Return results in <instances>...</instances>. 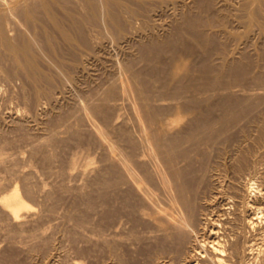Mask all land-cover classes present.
<instances>
[{"label": "bare ground", "instance_id": "obj_1", "mask_svg": "<svg viewBox=\"0 0 264 264\" xmlns=\"http://www.w3.org/2000/svg\"><path fill=\"white\" fill-rule=\"evenodd\" d=\"M27 1L28 4H25L26 6L24 9L22 8L23 10L21 9L22 12L20 9L19 10L24 16H31V20L33 17L34 22L29 21L28 17H24V19L26 18L27 22H32L31 24L37 22L38 20L51 26L53 33H59L61 35V39L71 45L72 49L70 50L73 51H69L70 54L75 52V48H82V50L85 48L84 50L87 53L86 55H88V50L86 49L91 50V46H96L102 38L105 39L103 41L107 40V34L104 32H107L113 41H118L120 39L124 40L126 44L130 42L131 39H135L137 41V46L139 49H136L138 51H136V57L137 54L140 53V59H142L147 65V70L144 69L146 73L145 71H140L144 72L143 74L138 73V71L136 72L135 70L133 71L132 62L129 59L127 61L124 60V62L120 61L121 64L118 65L121 67V70L119 71L123 73H120L123 79L120 76L122 79L121 82H111L110 87L109 89L107 88L108 91H106L105 94L106 96L109 95L113 97H123L122 95H124L126 91L125 98L127 95V100H132L136 104L135 107V104L131 101L133 103L134 109L136 108L137 110L136 114L138 112L137 116L135 117L136 121H132L134 124L132 123V127H128V129H125L126 127L124 129H120L119 127V131L117 128V136L119 137V139H117L122 142L125 140V143L127 141V144L130 142V147L139 149L140 151L138 150V152L140 153H136L138 157L136 159H132V156H130L129 153L125 154L123 151L120 152L119 150L115 149L117 141L114 140L116 145L112 144L111 142V145H113V148H115L112 150L114 154L112 155L110 162L113 166L111 168L113 169L112 171L116 172L117 174H121V177L118 178L116 177L117 174L116 176L114 175L117 178L116 180L119 178L122 179L123 182L130 185L129 189L131 188L132 190L130 191L128 188L125 189L126 187L123 188V185V187H121L123 188L122 193H124V190H129L132 192V195H138L141 199H144L149 204V206H144L141 204L144 207L139 206V209H136V214L138 215L140 221L142 220L151 228H149L150 234L148 237L151 238L153 243L151 242L152 244L150 245L147 253V255L150 257L149 260L151 263L264 264V90L260 91V89L257 88L255 89L256 92H254V87L257 86L256 84L259 82L262 84L264 83V75L261 73L263 76L260 75L254 76L255 78L253 77L256 82L253 79L254 82L251 84L256 83L253 84V86H255L251 87V85L249 87L248 85L247 87L252 88L250 90H253L252 92H248L241 88L235 89L232 87L233 85L231 86L233 80L239 81L244 76H247L248 72H251L249 69H251L250 67L252 66V61L251 58H248V54H246L248 56L245 55V50L243 51L241 48L237 49H241L243 54L242 52H237L238 54L242 55V57L237 59L238 56H235V50L234 53L231 51L233 49L229 50L227 43L223 41V39L221 40L217 32H208L209 30L207 31V29L209 28H205L219 26L220 28L222 27L225 32L224 34H226L229 39H238L239 36L237 34L226 29V21H223L225 18L221 17L219 14H216L218 11H221L223 2H221V0H192L193 3L190 5L193 7V9H188L186 8L187 0L185 1V4L180 0H59L69 5L67 11L65 10L66 12L64 14H59V12L54 10L55 7H53L56 6L57 2L53 5V2H49V0ZM21 5L22 4H20V6ZM180 8L182 12L178 14ZM241 8L245 12L244 15H246L245 18L248 21L247 26L250 27L249 30L253 32L255 30H260L262 33H264V20L262 21V14H264V0H244ZM10 10H8V12H10ZM13 11H15L14 8ZM5 12H3L5 15L8 14ZM21 13L19 14L21 15ZM166 14H171V16H174L172 18L174 20L169 18L171 20L169 22L174 23L173 26L167 24L169 23L166 21V19L168 20V17L166 19L164 17L165 20L162 19L160 21L162 22L164 20L163 23H157V18L160 16L163 17ZM5 15L1 16L0 18V26L3 29V25L6 23H4V20H6L5 18L8 19L10 17V14H8V17H5ZM13 15L15 14L13 13ZM28 24L30 25V23ZM7 27L5 28L4 32L8 29ZM159 28L164 29L165 32L168 30V33L164 36H161L162 34L159 32ZM7 31L6 34L4 33L3 35L9 37L10 35H8L9 32L7 33ZM128 31L129 33L133 34V36L127 33ZM2 32L3 31H1V33ZM53 33H46L47 41H50L51 39L53 40ZM104 34L106 36H104ZM26 37L24 35V38ZM15 38H13V40H9L11 41L10 44L5 38L4 39L7 44L5 41L4 42L13 51L12 54L15 52V55L19 60V68L21 69L22 73H25L27 78L29 76L30 78H33V80H39V82L44 81L51 83L53 74L51 75L49 72H45L39 68L40 65H38L37 60L39 58H37L38 56L36 57V54L37 51H39V53H43V56L45 55L48 58L51 57V52L53 50L52 48H54V46L51 48L52 41L50 43V52V50L48 51V48L45 47L48 43L44 47L40 46V39H38L39 42H37V39L35 38H26L27 40L25 39L22 41H20L22 36L21 38L19 37L20 39L18 37L16 39ZM229 39H227V42ZM55 41L56 40H54V42ZM241 41H243V39H241ZM4 42H1V45H3ZM54 42L53 45H57ZM44 43L45 42L41 44L44 45ZM5 44L4 47L6 46ZM112 44H114V42ZM133 44H135L134 41ZM7 46L5 47L6 51L9 50L7 49ZM68 47L70 46L68 45ZM132 47H134V45ZM92 50L90 52H93ZM77 51L78 50H76V52ZM249 51H251V49ZM10 55L8 54L7 56L9 59H11L9 61H12L14 55H11L12 57ZM43 56L41 55L40 57ZM45 56L43 59L46 58ZM54 57L57 58V56ZM192 57L194 59L191 60ZM15 59L16 58L14 56L13 60ZM41 60H39V62ZM214 60L221 61L215 62ZM49 61L54 60L50 59ZM60 61L58 62L59 65ZM14 62L12 61L13 64H15ZM18 62H16L17 65ZM61 62L63 63V61ZM52 63L53 62H51V64ZM18 66L16 67V70L19 69ZM63 68H65V66L62 67V69L61 67L59 69L63 70ZM42 69H44L43 66ZM54 69V72L57 71V67ZM59 69L58 72H60L62 75L61 70L59 71ZM0 70L3 71V68ZM13 70L12 73H14ZM5 71L7 70L5 69ZM17 71L15 73H17ZM58 72H56L57 75H59ZM3 73L4 72H2V74ZM149 73L151 74V79L148 80L151 82L149 81L148 83L145 81L147 80L145 79L147 76H144V74L150 75ZM142 75L144 81H142ZM148 77L150 78V76ZM55 78L54 80H57ZM245 78H243L244 81ZM34 81L30 83H34ZM260 83L258 87H262L263 89V86H260ZM38 84L39 85L36 86H40V84L42 85L43 82ZM47 85L45 84L43 88L40 86V88L44 89ZM106 86H109V84ZM245 86H247L246 83ZM243 88L245 87L243 86ZM103 89L105 90V88ZM124 89L125 91H123ZM36 92L39 91L36 90ZM36 92L34 90V93ZM40 93H44V91L42 90ZM97 95H99V93ZM97 95L96 97H98ZM36 98H38V96ZM108 98L106 97L104 100L108 101ZM99 99L100 98L97 99V102ZM122 100L123 98H121V101ZM103 101H101V103H104ZM114 101H116V99ZM114 101H112V103ZM121 101L119 103H113L114 105L112 108L121 110L122 107L125 109L127 103L125 105L123 101L122 103L125 105L123 107ZM93 103L94 100L92 105ZM109 103L112 104L111 102ZM100 104L96 105L95 103L91 109L86 107L87 114L93 112L92 114L98 113L99 116L100 114L107 115L109 111L106 113L105 110L106 108L107 110H110L109 106L111 105H108V103H106L108 106L105 104ZM120 112L122 113V111ZM117 114H119V111ZM94 115L91 117H94ZM121 115L119 114L116 116V118L120 117ZM86 118L90 119L88 116ZM106 118L109 119V116L107 115ZM114 122L116 121L114 120ZM114 124L116 125V123ZM92 125L94 126V129L97 130V132L101 133V130H99L100 126L98 127L94 122ZM116 126L118 127V125ZM104 132L102 133L104 134ZM111 145L109 144L110 148L112 149ZM134 148L132 151L135 150ZM148 149H151V151L153 149L154 152H157H155L156 154L153 155ZM125 150L126 149H124V151ZM147 153H151V157L149 155V157L146 156L148 160L149 158H153L155 155L158 157L159 154L162 162H159L156 157L154 158L158 161V165L160 163L159 169H156L157 162H153L156 165L154 167L155 169H152L154 166L153 163L145 160V155H147ZM78 161L79 160L75 162ZM150 164L152 165V168L149 170V167L151 166ZM160 166L162 169H160ZM78 169H80V167ZM137 169H141L142 172L144 171L146 183L148 182V184H146L144 180H140L141 177L144 176H141L143 174L140 170L139 171L141 172V175H137ZM111 172L110 174H112ZM82 173L85 174L86 171L84 170ZM101 179L102 178H100V180ZM109 179L107 180L109 181ZM113 180L111 179L115 185L116 181ZM119 180L117 181L116 185L118 182H121V180ZM116 185L114 188L116 187L115 189H118L119 191L121 188L118 186L119 184L117 186L120 189L117 188ZM102 186L103 185L101 184V188ZM130 192H127V194L129 193L131 195ZM21 194V190L13 186V190L4 195L0 200V205L4 207L3 209H5L3 210V214L4 211H7L8 216H10L15 225L17 224L20 226L24 224L22 217L27 213L31 214L30 206L28 203H26V201L23 199V195ZM139 197L138 199H135L136 197L134 198L133 201L136 200L135 204H137V200L140 199ZM138 202L142 201L139 200ZM91 205L93 206V204ZM129 206L131 208L129 209L128 207L130 211L135 210L131 205ZM125 209L127 208L125 207ZM110 213L112 215V212L104 214L110 215ZM132 214H134V212ZM107 215L106 217H108ZM127 217H129V214ZM74 218L76 220V217ZM82 218L78 217L79 220H83ZM130 219H133L132 216ZM81 220L80 222H77L78 220L76 222L79 223L80 226H84L85 220ZM135 222H133V225ZM138 223L141 224L142 222L140 223L138 221ZM141 225L143 226V224ZM139 228H141L140 225ZM148 241L150 240L148 239ZM77 264H79V262ZM121 264L129 263L127 260L121 259Z\"/></svg>", "mask_w": 264, "mask_h": 264}, {"label": "rangeland", "instance_id": "obj_2", "mask_svg": "<svg viewBox=\"0 0 264 264\" xmlns=\"http://www.w3.org/2000/svg\"><path fill=\"white\" fill-rule=\"evenodd\" d=\"M45 1H48V0H45ZM58 1L49 0V2H53V5L54 3L56 4L57 2L56 6H53L55 7L54 10L59 12V14H64L67 11L69 5L62 1H59V2ZM180 1L184 4L187 2L186 8L193 9V7L191 6L193 3L192 0H187V1L180 0ZM243 1L244 0H223V1L221 0V2H223L221 11H218L219 13L218 12L216 13V14L221 15V17L225 18L223 19V21L224 20L226 21V24H227L226 29L237 34L239 36L238 39L240 38L239 39L240 41L241 39H243L241 43L238 39H237L238 41L234 39H229V37H227V35L224 34L225 32L222 29V27L220 28L219 26H215V27H205V28L206 29L209 28L207 29V31L209 30L208 32H217L221 40L223 39V41L227 43L228 49L229 50L233 49L231 50L233 53L235 50L236 52L235 56H238L237 59L238 58L240 59L242 57V55L238 54L237 51L242 52L243 54V51L245 50L244 51V53L246 52L245 55L246 54L249 55V56L248 55L246 56H248L249 59L251 58V61H252V64H251L252 66L250 67L251 69H249L251 72H248L249 70L247 71L248 74L246 72L247 76L243 77V78L246 77L245 81L242 78L239 81L233 80L232 81L233 84L231 83V86L233 85L232 86L233 88L235 89L241 88L249 92L252 88H247L248 85L249 87L251 85H252L251 87H254L255 85L253 86V84H256V83L251 84L255 80L254 76H260L262 74L264 75V33H262L260 30L259 31L255 30L256 32L249 30L250 27L247 26L248 21L245 18L246 17V15H244L245 12L241 8ZM27 2H28L27 0H5V1L0 0V18L1 16L5 15L3 12H5L6 10L7 11L5 13L10 14V17L8 19L5 18L6 20H4V23L6 22L5 25H3L4 29L0 26V33L1 31H3L0 34V61L2 62V63L0 62V69L3 68V71L2 70L0 71L4 72L3 74L2 72H0V105H1L0 106V156H1L0 157L1 158L0 160V164H1L0 165V200L2 199L4 195L9 193L11 190H13V186H14L15 188H18L19 190H21V193H22L21 195H23V199L26 201V203L29 204L30 212H31V214L27 213L25 216L22 217L23 222H24L23 225L21 226L17 224L15 225V223L12 221L10 216H8L7 211H6L7 214L5 211L3 214V210L5 209H3L4 207L0 205L1 207L0 208V219H1L0 220V264H77L78 262L79 264L81 262H82L81 264H121V259L127 260L129 264H136V262L137 264H153V262L151 263V261L149 260L150 259L149 255H147L148 249L150 245L153 243L151 238L148 237V235L150 234L149 232L150 226L148 224L146 225V223L143 222L142 220L140 221L138 215L136 214V209H139V206L140 207L142 205L149 206V204L144 199H141L138 195L137 196L135 194L132 195V192H130L132 190L131 188L129 189L130 185L123 182L122 179L119 178L121 182H118L119 185L118 184L117 185L120 186V188L123 187L124 185L123 188L126 187L125 189L128 188L130 190V191L124 190V193L126 194L122 193L123 188L120 189L116 185L117 181L119 180V179L118 180L116 179L118 177H121V174L120 173L117 174L116 172L112 171L113 169L111 168L113 166L111 165L112 163L110 162V159L112 158V155L114 154L112 150L115 147H116L115 149L119 150L120 152L123 151L125 154L129 153V155L132 156L131 157L132 159H136L138 157L136 153H140L138 152L139 149H136L133 147L137 151L135 150L132 151L133 148L130 147L131 143L128 142L127 144V141L125 143V140L122 142L118 140L119 137L117 136L118 135L117 128L120 131V129L122 128L124 129L126 127L125 129H128V127L129 128L132 127V125L134 124L133 122L136 121L135 117L137 116L138 112L136 114L137 110L136 108L134 109L133 107V103L135 104V102L132 100L128 101L127 95L125 98V94H126L125 89L123 90L125 91V94L123 92L124 94L122 95L123 97L115 96L116 97L115 98L113 96L108 95L109 96L108 98V96H106L105 94V92L108 91L111 82L112 83L115 81L121 82L123 79L122 75L120 74L122 72L119 71L121 70L120 69L121 67H119V65L121 64L120 61L124 62V60L125 61H127L128 59L131 60L133 71L134 70L136 72L138 71V73L143 74L144 72H140V71L147 70L146 63L143 62L142 59H140V53H138L136 57V51H137L136 49L137 48L139 49V47L137 46V41L135 39H131L130 42H128L129 44L128 43L126 44L124 40H120V39L118 41H113L111 40L108 33L104 32L105 34H107V40L103 41L105 39L102 38L100 39V42L96 46L92 45L93 47L91 46L90 49L92 50L94 48L95 50L93 49L92 50L93 52H90L91 50L86 49L88 50L87 51L88 55H86L87 53L84 50L85 48L83 50L82 48H78V49L75 48L74 49L75 52L76 50L78 51L76 53L73 52V54H70V52L73 51V50H70L72 49L71 45L68 42L63 41L59 33L57 32L53 33L51 26L45 23H42L41 21H38V20L37 22H35L36 24L35 23L31 24L32 22H34L33 20L34 18L32 17V20H31L30 18L31 16L29 17L24 16L21 13L24 7L28 4ZM20 4L22 5L20 6ZM10 7H11L12 12L10 10ZM13 8L15 9V11H13ZM19 9L20 10L22 9L21 12ZM8 10H10L11 13L8 12ZM180 12H182L181 8L179 9L178 14ZM13 13L15 15H13ZM19 13H21V15L23 16H21ZM263 13H264V9H263ZM8 14H6L5 17H8ZM170 16L171 14L170 15L166 14L163 17L160 16L159 18H157V21H158L157 23H163L167 17H168V20L166 19L167 22L174 20L172 19L174 16L173 15L171 17ZM24 17H28V20L32 22H27L26 18L24 19ZM262 17H263L262 19L263 21L264 14H262ZM162 19L164 20L160 22ZM172 22H175V21H172ZM28 23H30V25ZM167 24L173 26L174 23L169 22ZM5 26L6 27L8 26L7 27L8 31L7 30L6 31L7 33L9 32L8 35H10L9 37L11 38L3 35L4 33L6 34V31L4 32L6 28ZM159 29H160L159 32H161L162 34V35L160 34L161 36H164L165 34L168 33L167 32L168 30H166L165 32L164 29L162 28H159ZM42 31L44 32L46 31V32L44 33ZM129 31L127 33H129ZM50 32H52L55 36L53 35V40L51 39L50 41H47L46 33H50ZM249 32L252 34H250ZM105 34L104 36H106ZM24 35L25 37L27 36L26 37L27 39L28 38L37 39V42H39L38 39H40V42H39L40 46L44 47L48 43L45 46L46 48H48V51L54 46V48H52L53 49L52 52L50 50V52L52 53V56L49 57L51 60H54V61H49L50 59L45 55L44 56L47 59L46 58L43 59L44 56L42 52L39 53V51H37V54H36V57L38 56L37 58H39L37 59L38 65H40L39 68L45 72H49L51 75L53 74L51 83H47L44 81L39 82V80L37 81L35 79L34 81L33 78H30L29 76H28L29 78L28 79L27 75L25 73H22L21 69L19 68L20 64L18 62L19 60L17 59L15 55V52L14 54H12L13 51L9 48V46L6 45L7 42L5 41V39L9 41L11 39L13 40V38L15 37L21 38L22 36L23 39L21 38L20 40L22 41L26 39L24 38ZM42 36L45 38H43ZM131 36H133V34H131ZM225 37L229 39L228 42ZM54 40L56 41L54 42ZM58 40H61L62 42ZM4 41L6 42V44ZM42 41L45 42L44 45L41 44L43 43ZM133 41L135 42L137 47L135 46V44H133ZM1 42H4L3 45H1L2 44ZM53 42L56 43L57 45H53ZM110 42L112 43L114 42V44ZM236 42H237V45H236ZM10 43L11 41H9V44ZM50 43H51V48H50ZM4 44L7 46V49L9 50L6 51V48H5L6 46L4 47ZM68 45L70 47H68ZM133 45L134 47H132ZM122 48L124 49L126 48V49L124 50ZM128 48H130L131 50ZM237 48H241L243 51L241 49L240 51ZM250 49L251 51H249ZM128 53L130 56L128 55ZM8 54L15 56L16 59L13 60L14 58L13 56L12 61L18 62L19 66L17 65L16 62H14L15 64H13L12 61H9L11 59L8 58L7 56ZM40 54L43 57H40L41 56ZM54 56H57V58ZM253 58L255 61L253 60ZM192 59L194 58L192 57L191 60ZM39 60L41 61L39 62ZM60 60L63 61V63ZM59 61H60V65L58 63ZM217 61H221V60H216L215 62ZM51 62L53 63L56 62L54 63L55 66L53 65V63L51 64ZM254 62L257 64H255ZM133 63H134V66H133ZM63 64L65 68L61 70L62 67H64ZM17 66L19 68L17 69L18 71L16 70ZM42 66L44 69H42ZM56 67H57L56 69L57 71L54 72L55 70L54 68ZM60 67L61 69H59ZM5 69L7 71H5ZM58 69L59 71L61 70L62 75L60 74V72H58ZM12 70L14 71V73H12ZM50 70L51 71L53 70L52 73ZM16 71L17 73H15ZM56 72H58L59 75H57ZM147 74H148V71H147ZM147 74H144V76H147V77L150 76V78L146 77L145 79L147 80L145 81L149 83L150 80L148 79H151V74L150 73H149L150 75H147ZM120 76L122 79L120 78ZM54 78L57 80H54ZM67 79H70L71 81ZM32 80L34 81V83L35 82L37 83L35 84L30 83V82H33ZM142 81H144L143 75H142ZM42 82L44 85L45 84L46 85L50 84V85L49 86L47 85L44 89H42L44 87L43 84L42 85L40 84L42 88H40V86H36V85H39L38 83H42ZM243 82H245L247 86H245V83ZM107 83L109 84V86H106L108 85ZM259 83L256 84L257 86L254 87V90L259 88L260 91H263L264 83L263 84L260 83V86H263V89L262 87H258ZM31 85L35 87H32ZM243 86L247 89L243 88ZM103 88H105V90ZM34 90L35 92L36 90L39 92H36L37 93L36 94L34 93ZM42 90L44 91V93H40L42 92ZM98 91H101V92H98ZM97 92L99 93V95H97L98 94ZM254 92H256V90ZM46 95H49V96H46ZM96 95L98 97H96ZM37 96L38 98H36ZM106 97L108 98V101L104 100V98L106 99ZM98 98L100 99L97 102ZM117 98L119 101L117 100ZM121 98H123L122 101H121ZM115 99L116 101H114ZM93 100H94V103L92 105ZM101 101H103L104 103H101ZM112 101H114L113 103L115 102L119 103L121 101V104L123 105V107L126 105V103L128 106L126 105L125 109L121 107V110H118L117 108H112L114 105ZM105 102L108 103V105L110 104L109 102L112 103L110 104L111 106H109L110 110H107V108L105 110L106 113L109 111L107 114L109 116V119L106 118L107 117L106 114L105 115L102 114L103 116L101 114L99 116L98 113L97 114L94 113L98 115L96 116L92 114L93 112H90L87 114L86 107L91 109V107L93 108L95 103L96 105L100 103L102 105L104 104L107 105ZM135 107H136V104H135ZM132 108L134 111L132 110ZM117 110L119 111V114L120 115L122 114L124 117L121 115L122 117L121 116L118 117L119 119L116 118V116L119 115L117 114L118 112ZM120 111H122V113ZM86 114L90 119L86 118L87 117ZM92 115H94V117H91ZM125 119H127L128 121ZM114 120L116 122H114ZM92 121L98 127L100 126L99 130H101V133L97 132V130L94 129V126L92 125L93 124ZM114 123H116L118 127ZM102 132H104V134ZM114 140L117 141V145L119 146L116 145V142H114ZM111 142L112 144L116 145L114 148H113V145H111ZM109 144L112 146V149L110 148ZM124 149L126 150L124 151ZM130 149L132 153L136 155L132 154ZM148 150L151 151V149H148ZM153 152L154 150L152 149L151 153L153 155L156 154L155 152L157 151H155L154 153ZM151 153H147L145 157L148 155L151 157ZM155 157L156 159L159 160V162H162V160L159 157V154H158L159 158L157 157V155H155L153 156V158H149V160L146 157L145 160L152 162V163L154 161L157 162L156 164L158 167L156 166V169L157 168L159 169L160 163L158 165V161L154 159ZM76 158L77 160H79L78 162H75L77 161ZM2 159H5V160H2ZM156 164L153 163L154 165L153 168H152V165L150 164L151 166L149 165L150 166L149 170L150 168L155 169L154 167ZM71 165H74V166H71ZM78 166L80 167V169H78L79 168ZM162 167L160 166V169H162ZM84 170L86 171L85 174L82 173ZM108 170L109 171L111 170L112 172L111 171L110 172L112 174H110ZM139 170L141 171V169L136 170V173L138 172L137 175H141L140 173L142 171L140 172ZM142 174L143 175L141 176H144V177H141L140 180L142 181L144 180L146 183L144 171L142 172ZM100 178L102 179L100 180ZM103 178L106 180L109 178L110 179L109 181L107 180L106 182V180H104ZM111 179L112 180L114 179L116 181L115 185L117 186V188L120 189L119 190L120 192L118 191V189H115L116 187L114 188L115 185L111 181ZM110 181L112 182V185ZM101 184L104 186V189H103V186L101 188ZM146 184H148V182ZM112 187L114 190L112 189ZM127 192H130L131 195L129 193L127 194ZM138 197L140 198L139 200H141L142 202H138L139 200H137L136 202L137 204H135L136 200L135 201L133 200L134 198L138 199ZM91 204H93V206ZM129 205H131L132 208H134L135 210L133 209L134 211L131 210L132 211L131 212L129 210L131 209ZM125 207L127 209H125ZM109 212H112V215L113 214L114 215L112 216L111 213H110L111 216L107 215ZM133 212L134 214H132ZM104 213H107V214H104ZM128 214H129V217H127ZM106 215L108 217H106ZM73 216L76 217V220ZM77 216L81 218L83 216L82 219L85 220L84 226L83 225L80 226V224L77 223V222H80L81 220V219L79 220ZM84 216L86 219L84 218ZM131 216L134 219V220L132 219L133 222L136 221L135 222L136 224L134 223V225H133L132 220L130 219ZM134 216L136 217V219ZM137 219L140 223L142 222L141 224H143V226L138 223ZM127 221L129 222V224ZM132 225L136 226L137 228L133 227ZM139 225L141 228H139ZM148 239L150 241H148Z\"/></svg>", "mask_w": 264, "mask_h": 264}]
</instances>
